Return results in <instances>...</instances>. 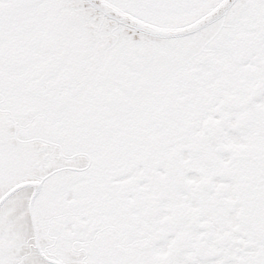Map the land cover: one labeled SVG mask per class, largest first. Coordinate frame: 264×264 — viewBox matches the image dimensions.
<instances>
[{"label":"snow or ice","instance_id":"obj_1","mask_svg":"<svg viewBox=\"0 0 264 264\" xmlns=\"http://www.w3.org/2000/svg\"><path fill=\"white\" fill-rule=\"evenodd\" d=\"M0 264H264V0H0Z\"/></svg>","mask_w":264,"mask_h":264}]
</instances>
